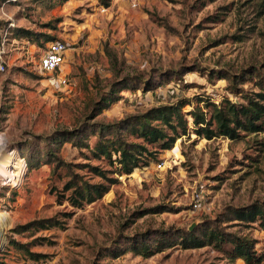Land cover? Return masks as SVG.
Listing matches in <instances>:
<instances>
[{"label":"rangeland","instance_id":"374dc122","mask_svg":"<svg viewBox=\"0 0 264 264\" xmlns=\"http://www.w3.org/2000/svg\"><path fill=\"white\" fill-rule=\"evenodd\" d=\"M61 1L0 0V37L6 42L0 49L6 61L0 76V136L5 153L13 154L0 171V264H245L212 246L169 248L148 258L130 250L114 253L126 249L127 237L148 229H189L205 218L216 219L228 205L264 200V133L241 140L184 135L148 167L115 175L110 191L82 208L59 202L71 175L66 168L54 173L53 156L45 157L42 139L58 132L60 142L52 144L56 157L84 180L100 182L82 165L103 168L106 162L65 141L64 131L83 121L117 122L198 93L220 102L229 94L228 80L209 76V70L237 73L264 65V14L259 15L264 0H112L109 7L100 0ZM8 25L65 41L63 73L70 83L62 85L38 69L42 46L25 37L3 39ZM179 69L175 78L172 73ZM127 74L143 75L155 85L165 82L148 91L141 85L121 90L116 84L122 98L88 120L94 102ZM243 86L258 89L253 80ZM95 141L91 137L90 145ZM29 150L36 157L33 167L22 157ZM200 188L207 201L195 210L192 197ZM162 206L173 210H155ZM48 219V228L31 223ZM255 227L244 233L264 249V231ZM26 249L42 256L32 259Z\"/></svg>","mask_w":264,"mask_h":264},{"label":"trees","instance_id":"16d2710c","mask_svg":"<svg viewBox=\"0 0 264 264\" xmlns=\"http://www.w3.org/2000/svg\"><path fill=\"white\" fill-rule=\"evenodd\" d=\"M64 1L67 0L61 2ZM111 1L100 0L105 7H109ZM263 14L264 4L259 11V15ZM4 29H8L12 38L25 37L42 47L52 40H59L47 34L9 25ZM42 38L44 41L41 40ZM263 67L264 65L249 66L237 73L227 72L224 69L215 72L209 70V76L219 74L218 76L228 80L226 89L229 94L223 95L220 102L210 95L198 93L194 99L178 98L169 103H161L144 112L128 115L117 122L83 121L74 130L64 131L65 141H72L74 146L80 149L87 147L93 158L106 162L103 168L90 163L82 165L98 175L102 179L100 182L84 180L78 173L69 171L64 160L56 157L52 144H59L60 140L55 139L58 132L43 137L42 141L47 145L45 157L53 156L51 163L54 173L66 168V174L71 175L63 186V192L58 194L59 202L67 200L75 208L93 203L108 193L111 186L118 181L115 175H130L138 168L148 167L152 162L158 161L160 153L171 149L177 139L184 135L190 137L194 133L197 137L208 140L219 137L241 140L251 134L264 133ZM159 72L161 75H166L162 69H159ZM172 74L175 78L181 76L180 69L173 71ZM248 80H253L258 89L246 90L243 85ZM164 82L163 80L155 85L143 75L127 74L117 79L114 86L94 102L88 120H94L102 110L122 98L117 93L116 84L122 85L121 90L137 89V86L141 85L144 91H148ZM230 95L240 100H233ZM188 105L191 109L184 111ZM124 132L134 139L129 140ZM94 136L96 141L91 146L89 140ZM33 143L34 140L28 142L29 149ZM22 157L28 159V165L35 166L36 157L32 156L30 150ZM14 193L16 194L15 189ZM171 208L162 206L155 210L165 212L173 210ZM44 222H51V219L36 220L31 223L36 227L48 228L49 224L46 225ZM255 224L264 231V200H255L243 205H228L216 219L205 218L193 230L171 225L169 228H158L155 231L148 229L143 233L134 234L127 237L126 249L114 253V256H120L130 250L148 258L169 248L199 249L212 246L233 261L241 259L245 264H261L264 262V249L257 247L258 239L252 237L250 233H244V230L254 228ZM233 228L238 229L233 230ZM27 252L32 259H39L42 256L40 253L28 250Z\"/></svg>","mask_w":264,"mask_h":264},{"label":"built area","instance_id":"2783aa9c","mask_svg":"<svg viewBox=\"0 0 264 264\" xmlns=\"http://www.w3.org/2000/svg\"><path fill=\"white\" fill-rule=\"evenodd\" d=\"M6 36L3 39H9L8 29L5 30ZM16 42V40H15ZM6 42H2V37L0 40V49L5 48ZM27 44H30L28 41ZM36 47L35 45H33ZM41 52L37 67L40 71L52 75L60 84L67 86L70 83L69 75L63 73V69L67 60V52L69 50L68 44L65 41L52 40L48 42ZM32 50H30V57H34ZM5 55V54H4ZM6 70V61L3 56H0V76L3 75ZM26 162V161H25ZM27 166V163H26ZM161 166V165H159ZM206 198L203 189H197L192 197V204L195 210L202 209L206 204Z\"/></svg>","mask_w":264,"mask_h":264},{"label":"bare ground","instance_id":"6f19581e","mask_svg":"<svg viewBox=\"0 0 264 264\" xmlns=\"http://www.w3.org/2000/svg\"><path fill=\"white\" fill-rule=\"evenodd\" d=\"M3 137L0 136V144L2 145L4 142L2 141ZM3 146V145H2ZM5 147L3 146L2 151H0V171L3 170L8 164H10L13 159V154L5 153Z\"/></svg>","mask_w":264,"mask_h":264},{"label":"water","instance_id":"95a60500","mask_svg":"<svg viewBox=\"0 0 264 264\" xmlns=\"http://www.w3.org/2000/svg\"><path fill=\"white\" fill-rule=\"evenodd\" d=\"M2 149H3V146L0 144V151H2ZM194 227H195V224H193L189 229H190V230H193Z\"/></svg>","mask_w":264,"mask_h":264}]
</instances>
